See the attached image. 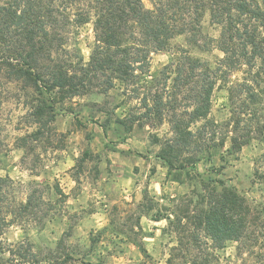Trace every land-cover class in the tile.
Returning <instances> with one entry per match:
<instances>
[{"label":"rangeland","instance_id":"rangeland-1","mask_svg":"<svg viewBox=\"0 0 264 264\" xmlns=\"http://www.w3.org/2000/svg\"><path fill=\"white\" fill-rule=\"evenodd\" d=\"M67 32L63 48L75 51L76 61L87 65L94 46L92 25ZM199 32L195 46L183 35L175 37L167 51L150 54L148 72H135L137 79L129 87L115 82L104 94L93 86L83 95L53 100L51 118L44 115L41 135L26 139L25 148L17 141L34 128L23 117V91L2 83L0 140L5 146L0 177L12 183L10 203L31 200L30 222L6 228L1 236L4 246L29 244L34 254L29 264H264V133L259 135L257 125L246 117L238 121L227 86L217 83L213 90L208 119L216 126L200 137L196 155L201 161L176 171L158 157L172 139L173 114L183 113L189 96L188 84L166 91L164 68L185 53L210 69L223 57L214 42L219 29L209 23L208 13L200 20ZM1 36L9 45L4 34L0 43ZM169 74L167 88L175 77ZM242 77L237 72L228 81L236 83ZM161 95L167 103L161 114L148 113L145 105L152 107L154 96ZM181 118L186 121L188 115ZM201 125L192 124L190 130ZM232 139L246 144L232 149ZM202 182L218 193L235 190L248 209L243 236L220 250L196 231L191 218L203 194ZM54 187L66 198H60ZM183 213L187 220L178 236L169 221ZM7 258L0 256V264Z\"/></svg>","mask_w":264,"mask_h":264},{"label":"trees","instance_id":"trees-1","mask_svg":"<svg viewBox=\"0 0 264 264\" xmlns=\"http://www.w3.org/2000/svg\"><path fill=\"white\" fill-rule=\"evenodd\" d=\"M205 13L209 23L219 29L214 42L223 57L210 69L185 53L164 68L166 91L175 92L188 84L189 96L183 111L188 119L181 118L183 113L173 114L172 139L166 141V150L158 157L169 170L176 171L201 161L196 155L201 149L200 137L216 126L208 115L217 83L227 86L229 105L238 109V121L241 116L246 117L244 120L254 122L256 132L262 135L264 0H0V34L9 38L7 45L1 36L0 87L3 82H10L23 91V117L34 128L18 139L19 147L25 148L26 139L41 135L44 115L52 116L53 100L62 102L83 95L93 86L104 94L114 88L115 82L131 86L137 79L135 72H148L150 54L167 51L175 37L185 35L188 43L197 45L199 23ZM86 24L92 25L94 46L89 63L83 66L76 61L75 51L63 47L68 28ZM60 55L66 59L62 60ZM237 72L243 75L241 81L230 83L228 79ZM169 73L175 76L172 88L165 87ZM162 99V95L154 96L153 106L145 105L147 112L161 114V108L167 104ZM238 121L234 122L235 130L239 129ZM198 122L202 125L192 132L190 126ZM245 144L246 141L231 140L232 149ZM4 146L0 140V154ZM194 150V155H185ZM11 185L7 178L0 177V256L8 255L5 264H29L34 262L29 244L12 249L1 240L14 222H30L31 200L10 203L7 196ZM201 186L199 207L191 218L196 231L203 232L211 240L212 248L220 250L243 236L248 209L233 189L224 188L218 193L204 182ZM53 190L60 198H66L59 188ZM184 220L185 215L169 221L178 236L184 229Z\"/></svg>","mask_w":264,"mask_h":264}]
</instances>
